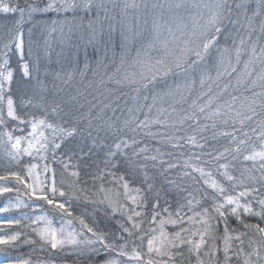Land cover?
Wrapping results in <instances>:
<instances>
[{
  "label": "snow or ice",
  "instance_id": "6c2138e0",
  "mask_svg": "<svg viewBox=\"0 0 264 264\" xmlns=\"http://www.w3.org/2000/svg\"><path fill=\"white\" fill-rule=\"evenodd\" d=\"M0 13V214L19 212L0 220V250L27 246L15 264H264V0Z\"/></svg>",
  "mask_w": 264,
  "mask_h": 264
},
{
  "label": "trees",
  "instance_id": "16d2710c",
  "mask_svg": "<svg viewBox=\"0 0 264 264\" xmlns=\"http://www.w3.org/2000/svg\"><path fill=\"white\" fill-rule=\"evenodd\" d=\"M63 15V14H61ZM69 19H71L72 17V14L71 13H68L67 14ZM1 16V14H0ZM3 17V15H2ZM0 19V22H3L5 21L6 19H8L9 17H6L5 18H2ZM57 14L56 13H48L45 17H43L42 19H52V20H55L57 19ZM30 27L29 24H26L25 25V30H27L28 28ZM54 43V42H53ZM55 46V45H54ZM58 50V49H57ZM54 67H56V65H53ZM82 67V65H81ZM80 85H75L73 86V91L75 90V87H78ZM27 159V157L25 158ZM7 196V194H6ZM5 197H0V207H3L7 204V198ZM171 199V198H170ZM81 210H85V211H91V206H86L84 204H81L77 207V212L81 211ZM19 215V212L17 210H12L8 213H2L0 214V220H5V219H8V218H12V217H16ZM233 224H235L236 222L233 220L232 221ZM111 227H115V224H114V221L112 222V224L110 225ZM168 228H172V226H168ZM13 229H8L6 228L5 231H13ZM29 252V248L27 246L25 247H22L20 249H9L8 251H4V250H0V264H15V260L17 257H20V256H26V254ZM72 257H67L66 258V264H72Z\"/></svg>",
  "mask_w": 264,
  "mask_h": 264
},
{
  "label": "rangeland",
  "instance_id": "374dc122",
  "mask_svg": "<svg viewBox=\"0 0 264 264\" xmlns=\"http://www.w3.org/2000/svg\"><path fill=\"white\" fill-rule=\"evenodd\" d=\"M1 14V16H0V19H1V17H2V15H3V17L2 18H5L6 19V17H9L10 18V16H9V14H3V13H0ZM72 18V17H71ZM148 26H149V28L151 27V20H149V22H148ZM78 38V34L74 31L73 32V34H72V39L73 40H76ZM55 41H54V45H55ZM168 230L169 231H171L172 230V228L170 229V228H168Z\"/></svg>",
  "mask_w": 264,
  "mask_h": 264
}]
</instances>
